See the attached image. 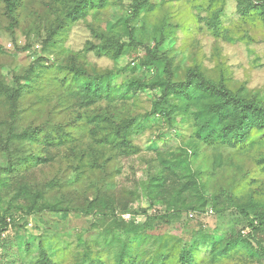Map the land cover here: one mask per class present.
Instances as JSON below:
<instances>
[{
    "label": "rangeland",
    "instance_id": "obj_1",
    "mask_svg": "<svg viewBox=\"0 0 264 264\" xmlns=\"http://www.w3.org/2000/svg\"><path fill=\"white\" fill-rule=\"evenodd\" d=\"M11 1L0 264H264V130L209 143L215 101L165 98L150 52L172 82L194 71L264 103V0H87L74 19L79 0Z\"/></svg>",
    "mask_w": 264,
    "mask_h": 264
},
{
    "label": "trees",
    "instance_id": "obj_2",
    "mask_svg": "<svg viewBox=\"0 0 264 264\" xmlns=\"http://www.w3.org/2000/svg\"><path fill=\"white\" fill-rule=\"evenodd\" d=\"M252 5L256 6L263 0H251ZM11 11L15 9V4L11 0H5ZM87 0H79L67 14L68 19H74L85 9ZM159 47L155 46L150 52L152 53L151 60L166 62L168 67L169 80L164 86L163 96L166 98L170 95V90L174 92L199 90L215 101L214 105L209 106V112L213 113V120L219 123L218 129L212 134L207 135L209 143H220L226 146L241 148L245 146V142L253 128L264 130V103L255 101H247L245 98L233 94L221 84H216L210 79H206L199 73L191 71L187 76L186 81L175 83L171 81L170 64L168 58L161 55ZM87 91L88 86L85 87ZM91 89V88H90ZM2 89L0 88V93ZM94 95L101 96L99 85L92 90ZM93 100V99H92ZM14 168H10L11 170ZM244 217L249 214L242 211ZM264 216V215H263ZM1 228L7 227L6 221L0 218ZM127 253L121 254L118 258L120 262L125 263ZM183 258V257H182ZM46 264V263H45Z\"/></svg>",
    "mask_w": 264,
    "mask_h": 264
}]
</instances>
